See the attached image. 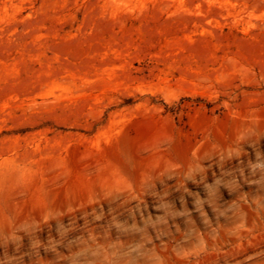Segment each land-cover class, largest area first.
Masks as SVG:
<instances>
[{
	"label": "rangeland",
	"instance_id": "obj_1",
	"mask_svg": "<svg viewBox=\"0 0 264 264\" xmlns=\"http://www.w3.org/2000/svg\"><path fill=\"white\" fill-rule=\"evenodd\" d=\"M0 264H264V0H0Z\"/></svg>",
	"mask_w": 264,
	"mask_h": 264
}]
</instances>
